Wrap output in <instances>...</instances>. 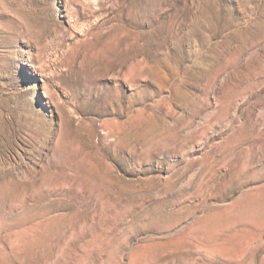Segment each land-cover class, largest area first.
I'll list each match as a JSON object with an SVG mask.
<instances>
[{
	"label": "rangeland",
	"instance_id": "rangeland-1",
	"mask_svg": "<svg viewBox=\"0 0 264 264\" xmlns=\"http://www.w3.org/2000/svg\"><path fill=\"white\" fill-rule=\"evenodd\" d=\"M0 264H264V0H0Z\"/></svg>",
	"mask_w": 264,
	"mask_h": 264
}]
</instances>
